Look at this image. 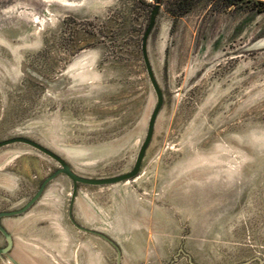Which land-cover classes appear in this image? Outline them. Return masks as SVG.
<instances>
[{"label":"rangeland","instance_id":"obj_1","mask_svg":"<svg viewBox=\"0 0 264 264\" xmlns=\"http://www.w3.org/2000/svg\"><path fill=\"white\" fill-rule=\"evenodd\" d=\"M169 3L146 37L163 104L138 175L72 198L57 174L0 220V264H264V11L198 0L175 18ZM155 5L0 0V142L83 177L129 172L156 105L141 49ZM59 168L0 147V213Z\"/></svg>","mask_w":264,"mask_h":264},{"label":"water","instance_id":"obj_2","mask_svg":"<svg viewBox=\"0 0 264 264\" xmlns=\"http://www.w3.org/2000/svg\"><path fill=\"white\" fill-rule=\"evenodd\" d=\"M158 3H159V0H156V5L154 6L153 10L150 13L149 25H148L145 33H144V37L142 39V45H141L143 61H144V64L146 66L150 81L152 83V87H153L155 95H156V105L153 109L152 114L150 115V118L148 121V126H147V131H146V136H145L144 141H143V143L139 149V152L137 154V157H136V160L134 162L132 169L127 173L117 175V176H113V177H106V178L83 177V176L76 174L70 168V166L68 164H66L64 162V160H62L59 156H57L56 154H54L50 150H47L46 148L42 147L41 145L37 144L36 142H34L32 140L22 138V137H15V138H11L8 140L1 141L0 147L8 145V144H12V143L27 144V145L39 150L40 152L44 153L45 155L49 156L53 160H55L59 164L60 168L41 183L36 194L23 208H21L19 210H15V211L1 212L0 213V220L4 217H13V216L20 215V214L24 213L26 210H28L36 202V200H38V198L41 196L46 184L59 173L64 174L66 177H68L71 180L72 186H73L72 198H74V196L76 195L77 184L91 185V186L111 185V184H117V183H120V182H123L126 180H131L138 175V173L140 171V166H141L142 160H143L145 152H146V149L148 148V145L150 144V141L152 139L154 124H155L157 115H158L160 109L162 108V104H163L162 92H161L156 80L154 79V76H153L152 71L150 69L148 59H147V55H146V37H147L148 32L150 31V29L153 25L154 16L156 15V13L158 11V7H159ZM0 233L4 236V238L6 240V246L3 248H0V255H3L6 253H9L12 250L13 240H12L11 235L2 227L1 224H0Z\"/></svg>","mask_w":264,"mask_h":264},{"label":"trees","instance_id":"obj_3","mask_svg":"<svg viewBox=\"0 0 264 264\" xmlns=\"http://www.w3.org/2000/svg\"><path fill=\"white\" fill-rule=\"evenodd\" d=\"M198 0H170L168 10L175 17L179 18L182 15L186 14L196 3ZM225 6H230L237 4L244 0H219ZM252 3L253 7H255L258 11H264V2L263 1H253L247 0Z\"/></svg>","mask_w":264,"mask_h":264},{"label":"flooded vegetation","instance_id":"obj_4","mask_svg":"<svg viewBox=\"0 0 264 264\" xmlns=\"http://www.w3.org/2000/svg\"><path fill=\"white\" fill-rule=\"evenodd\" d=\"M160 1V0H159ZM258 1H263L264 2V0H258ZM155 2H156V0H155ZM159 4V3H158Z\"/></svg>","mask_w":264,"mask_h":264}]
</instances>
